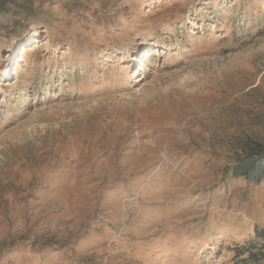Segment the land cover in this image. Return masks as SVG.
I'll use <instances>...</instances> for the list:
<instances>
[{"label": "rangeland", "instance_id": "rangeland-1", "mask_svg": "<svg viewBox=\"0 0 264 264\" xmlns=\"http://www.w3.org/2000/svg\"><path fill=\"white\" fill-rule=\"evenodd\" d=\"M248 139L264 0H18L0 17V264H254L264 180L224 174Z\"/></svg>", "mask_w": 264, "mask_h": 264}, {"label": "trees", "instance_id": "trees-1", "mask_svg": "<svg viewBox=\"0 0 264 264\" xmlns=\"http://www.w3.org/2000/svg\"><path fill=\"white\" fill-rule=\"evenodd\" d=\"M18 0H0V17L7 15L11 11V6L17 4ZM224 174L231 178H241L249 185L259 184L264 180V143L248 139L240 152L235 155L231 166L224 169ZM248 245L256 247L259 255L250 253V258H254L259 264L264 257V226L254 227V238ZM238 250L243 251V247Z\"/></svg>", "mask_w": 264, "mask_h": 264}]
</instances>
